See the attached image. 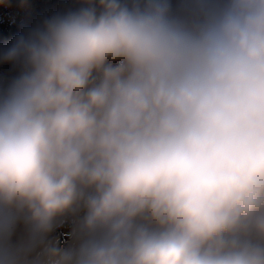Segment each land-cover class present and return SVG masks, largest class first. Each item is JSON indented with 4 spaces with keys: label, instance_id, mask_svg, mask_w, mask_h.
Masks as SVG:
<instances>
[{
    "label": "clouds",
    "instance_id": "obj_1",
    "mask_svg": "<svg viewBox=\"0 0 264 264\" xmlns=\"http://www.w3.org/2000/svg\"><path fill=\"white\" fill-rule=\"evenodd\" d=\"M3 59L0 239L82 204L44 264H264V0H89Z\"/></svg>",
    "mask_w": 264,
    "mask_h": 264
},
{
    "label": "rangeland",
    "instance_id": "obj_2",
    "mask_svg": "<svg viewBox=\"0 0 264 264\" xmlns=\"http://www.w3.org/2000/svg\"><path fill=\"white\" fill-rule=\"evenodd\" d=\"M76 2L79 3L72 11H76L89 4V0H42L39 6L30 11L24 8V0H0V37L15 39L17 36L27 35L31 31L42 28L45 21L55 17L52 14L56 16L64 15L65 10ZM170 2L173 11L178 14L186 12L185 7L188 4H194L193 0H170ZM91 3L98 5V0H91ZM12 44L10 42L0 45V92H3L10 82L23 71L21 62L5 61L3 59L4 53ZM80 205H76L73 208H78ZM61 220L63 222V239L57 247L74 250L86 238H83L84 233L81 231L82 218L80 216L74 217L69 222L64 221L63 218ZM75 226L77 227L76 232L74 231ZM18 229L19 226L15 224L10 236L0 239V264H7L8 257H13L16 264H44L46 260L45 251L47 249L45 245L46 243H50L51 240L43 237L44 241L42 240L43 242L41 243L43 247H38L35 243L41 237L34 236L32 232L27 236L23 235L20 238H12ZM73 234L75 235L73 236ZM72 236H76V238L73 240ZM30 237L31 239H29ZM66 240H69L68 243H66Z\"/></svg>",
    "mask_w": 264,
    "mask_h": 264
},
{
    "label": "flooded vegetation",
    "instance_id": "obj_3",
    "mask_svg": "<svg viewBox=\"0 0 264 264\" xmlns=\"http://www.w3.org/2000/svg\"><path fill=\"white\" fill-rule=\"evenodd\" d=\"M26 226H28V225H26ZM22 231H24V234H25V235H28L29 233H31L30 227H27L26 229H22V230H20L19 232L21 233ZM44 237H48V238L51 240V243H48V244L45 245L46 248L49 247L51 244H55V246H57V242L61 239V237H60V230L57 229V228H54L53 231H51L50 233H48V234H47L46 236H44ZM43 239H44V238H41V239H40L39 241H37V243H35V244H37L38 247H40V246L43 247V245H41V243L43 242V241H42Z\"/></svg>",
    "mask_w": 264,
    "mask_h": 264
},
{
    "label": "trees",
    "instance_id": "obj_4",
    "mask_svg": "<svg viewBox=\"0 0 264 264\" xmlns=\"http://www.w3.org/2000/svg\"><path fill=\"white\" fill-rule=\"evenodd\" d=\"M196 7V4H194L193 6H191V7H188V11L189 10H192V9H194ZM77 213H81V214H83V215H85V209H84V207L82 206V204L80 205V207L78 208V209H70L69 211H67V214L69 215V216H75ZM78 215V214H77Z\"/></svg>",
    "mask_w": 264,
    "mask_h": 264
},
{
    "label": "water",
    "instance_id": "obj_5",
    "mask_svg": "<svg viewBox=\"0 0 264 264\" xmlns=\"http://www.w3.org/2000/svg\"><path fill=\"white\" fill-rule=\"evenodd\" d=\"M27 1H29V0H27Z\"/></svg>",
    "mask_w": 264,
    "mask_h": 264
}]
</instances>
